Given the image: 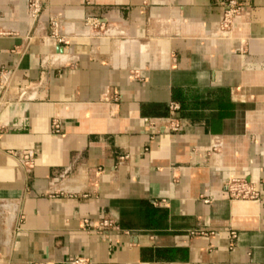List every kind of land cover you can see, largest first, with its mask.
I'll return each mask as SVG.
<instances>
[{
  "label": "crops",
  "instance_id": "obj_1",
  "mask_svg": "<svg viewBox=\"0 0 264 264\" xmlns=\"http://www.w3.org/2000/svg\"><path fill=\"white\" fill-rule=\"evenodd\" d=\"M224 1L0 0V264H264V0L221 35Z\"/></svg>",
  "mask_w": 264,
  "mask_h": 264
},
{
  "label": "built area",
  "instance_id": "obj_2",
  "mask_svg": "<svg viewBox=\"0 0 264 264\" xmlns=\"http://www.w3.org/2000/svg\"><path fill=\"white\" fill-rule=\"evenodd\" d=\"M44 5V0H26V10L31 21L38 20L40 17L41 10ZM241 9V4L237 0H225L222 7V12L219 17L218 27L221 35H228L230 28L234 21L239 17ZM84 25L87 27V32H96L93 28L101 27L97 19L85 18L83 20ZM48 25L50 29L49 35L56 36L58 41H63L61 37H57L56 32L60 26L59 21L53 17L48 18ZM109 90L106 88L103 92V97H109ZM108 95V96H107ZM178 108L176 102L171 101L168 104V114L165 117L159 118L158 120H153L150 117H143L144 122L151 125H156L157 129L165 131H174L178 129L181 125V121L174 115V111ZM51 130L53 132H58L59 121L52 118L50 121ZM6 153L9 157L15 160L18 165L24 167H30L34 160V153L29 148L20 149H7ZM125 155H119V159L123 158ZM222 189L226 196L230 199H252L256 200L259 197L257 188L255 187L253 181L246 179L243 176H233L229 175L222 181ZM83 225L95 227L99 230L105 228L117 229L118 226L110 217H101L95 224H93L89 219H82ZM190 232L195 234L205 233L204 229L198 228L195 230H190ZM229 237H236V232L234 230L228 231ZM65 264H87V259L84 256L72 255L65 259Z\"/></svg>",
  "mask_w": 264,
  "mask_h": 264
}]
</instances>
